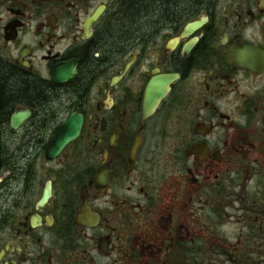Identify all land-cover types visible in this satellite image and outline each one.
Masks as SVG:
<instances>
[{"label": "flooded vegetation", "instance_id": "flooded-vegetation-1", "mask_svg": "<svg viewBox=\"0 0 264 264\" xmlns=\"http://www.w3.org/2000/svg\"><path fill=\"white\" fill-rule=\"evenodd\" d=\"M0 264H264V0H0Z\"/></svg>", "mask_w": 264, "mask_h": 264}]
</instances>
